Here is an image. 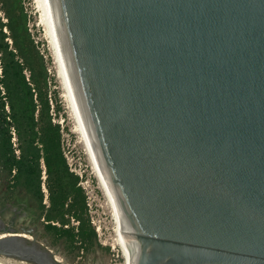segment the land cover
I'll use <instances>...</instances> for the list:
<instances>
[{"label": "water", "instance_id": "water-1", "mask_svg": "<svg viewBox=\"0 0 264 264\" xmlns=\"http://www.w3.org/2000/svg\"><path fill=\"white\" fill-rule=\"evenodd\" d=\"M49 4L132 264H264V0ZM32 237L0 258L61 264Z\"/></svg>", "mask_w": 264, "mask_h": 264}, {"label": "trees", "instance_id": "trees-1", "mask_svg": "<svg viewBox=\"0 0 264 264\" xmlns=\"http://www.w3.org/2000/svg\"><path fill=\"white\" fill-rule=\"evenodd\" d=\"M26 2L0 0L6 19H0V170L9 189L22 188L37 201L47 232L84 249L97 235L80 177L65 155L64 128L56 121L61 104L42 44L29 27L32 10ZM71 220L77 227H70Z\"/></svg>", "mask_w": 264, "mask_h": 264}, {"label": "rangeland", "instance_id": "rangeland-1", "mask_svg": "<svg viewBox=\"0 0 264 264\" xmlns=\"http://www.w3.org/2000/svg\"><path fill=\"white\" fill-rule=\"evenodd\" d=\"M26 6L29 10H32L29 27L36 40L42 44L40 48L45 55L49 72L54 79L53 84L57 100L61 104V114L63 116L61 115L56 121L64 128L63 140L69 168L80 177L79 185L84 189L87 196V218L90 219V224L97 235L96 242L89 244L84 249H78L76 245L72 247L65 239L57 238L47 232L44 223L41 221L35 230L34 240L45 244V247H48L56 255L61 264H124L123 254L116 244V225L112 210L94 172L81 136L77 131L75 120L59 79L49 41L46 39L45 27L41 25L38 8L34 0H27ZM0 19L6 22L1 11ZM73 226L77 227V222L71 220L70 227ZM30 239H33V237ZM4 259L7 260L6 258H0V260ZM13 262L19 261L14 260Z\"/></svg>", "mask_w": 264, "mask_h": 264}, {"label": "bare ground", "instance_id": "bare-ground-1", "mask_svg": "<svg viewBox=\"0 0 264 264\" xmlns=\"http://www.w3.org/2000/svg\"><path fill=\"white\" fill-rule=\"evenodd\" d=\"M35 5L38 8L39 14H40V19H41V25L43 27H45V33H46V39L49 41V45H50V50L53 54L54 57V61H55V65L56 68L58 70L59 73V79L65 94V97L67 99L68 105H69V109L72 113V116L75 120V124L77 126V131L79 133V135L81 136V140L84 143V146L86 148L88 157L90 159V162L92 164V167L94 169V172L97 176V178L99 179L100 182V186L106 196V199L108 201V204L112 210V214H113V218H114V222L116 225V235H117V242L116 244L118 245V247L120 248L121 252H122V256L124 258V264H132L133 263V249L131 248V243H129V241L123 236V224L120 220V217L116 211V208L113 204V201L109 195V192L106 188V185L103 181V178L99 172V169L97 167L80 113L78 111L77 105H76V101L71 89V86L69 84V80L67 78L66 75V71H65V67H64V63H63V59L60 56V51H59V44H58V39H57V34H56V30H55V25H54V20L52 17V13H51V8H50V4H49V0H34ZM8 236V235H7ZM25 238L30 239L31 237L28 235H22ZM4 237V236H2ZM3 259V258H2ZM2 263L4 264H29L27 262L24 261H20V262H13V261H8V260H0Z\"/></svg>", "mask_w": 264, "mask_h": 264}, {"label": "crops", "instance_id": "crops-1", "mask_svg": "<svg viewBox=\"0 0 264 264\" xmlns=\"http://www.w3.org/2000/svg\"><path fill=\"white\" fill-rule=\"evenodd\" d=\"M0 218L10 231L30 237L35 234L39 222L44 223V228L46 225L37 201L22 188L9 189L8 178L2 170H0Z\"/></svg>", "mask_w": 264, "mask_h": 264}, {"label": "built area", "instance_id": "built-area-1", "mask_svg": "<svg viewBox=\"0 0 264 264\" xmlns=\"http://www.w3.org/2000/svg\"><path fill=\"white\" fill-rule=\"evenodd\" d=\"M15 171H13V173H14ZM43 192L45 193V202H47V190H46V188H45V186L43 185Z\"/></svg>", "mask_w": 264, "mask_h": 264}]
</instances>
